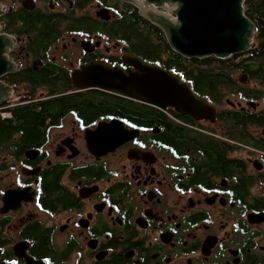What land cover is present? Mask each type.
Returning <instances> with one entry per match:
<instances>
[{
    "label": "flooded vegetation",
    "instance_id": "af4514ba",
    "mask_svg": "<svg viewBox=\"0 0 264 264\" xmlns=\"http://www.w3.org/2000/svg\"><path fill=\"white\" fill-rule=\"evenodd\" d=\"M119 2L0 3L1 32L16 40L7 52L14 70L1 78L16 90L0 108L8 124L0 127V264H264V43L256 28L231 76L209 80L212 119L152 106L166 119L150 126L117 114L125 96L71 88L73 71L87 63L127 66L132 53L107 28ZM64 97L75 103L52 110ZM33 102L49 107L42 126L23 125L12 110ZM114 121L134 136L93 154L88 133Z\"/></svg>",
    "mask_w": 264,
    "mask_h": 264
},
{
    "label": "water",
    "instance_id": "95a60500",
    "mask_svg": "<svg viewBox=\"0 0 264 264\" xmlns=\"http://www.w3.org/2000/svg\"><path fill=\"white\" fill-rule=\"evenodd\" d=\"M138 9V14L161 29L170 48L185 59L215 57L226 59L249 51L255 26L244 13L246 0H119ZM0 5V16L4 14ZM16 40L0 28V108L9 99L12 88L1 78L13 71L7 57ZM126 67L104 61L90 62L72 73L71 88L78 91L100 89L135 101L171 108L196 120L212 119L214 108L195 94L189 83L156 63L126 54ZM122 123L100 124L88 133V147L95 155L113 150L134 136Z\"/></svg>",
    "mask_w": 264,
    "mask_h": 264
},
{
    "label": "trees",
    "instance_id": "16d2710c",
    "mask_svg": "<svg viewBox=\"0 0 264 264\" xmlns=\"http://www.w3.org/2000/svg\"><path fill=\"white\" fill-rule=\"evenodd\" d=\"M6 0H0V3ZM244 13L256 28L255 39L264 43V0H246L244 2ZM118 18L112 22L115 38L125 47V51L141 58L149 63H157L162 68L179 75L185 82H189L192 90L198 96L207 98L210 83L209 80L215 78L229 77L228 72L235 71L240 56H231L226 59L209 57L205 59H185L175 53L169 46L165 35L161 29L152 25L138 14V9L132 5L119 2L116 7ZM7 32V31H6ZM14 33L12 30L10 34ZM42 39V38H41ZM42 42V41H39ZM211 63H222V65L212 67ZM229 64V65H224ZM213 72V73H212ZM37 87H33L35 90ZM64 92V91H63ZM93 91H88L91 93ZM117 114L123 115L131 112L135 120L147 118V125L165 124L166 115L158 109L130 101L127 98L117 97ZM52 110L68 109L73 103L72 98H57L53 101ZM49 107L47 104L33 102L13 108L15 117L22 121L23 125L42 126L48 118ZM23 117V118H21ZM8 125L1 121L0 127Z\"/></svg>",
    "mask_w": 264,
    "mask_h": 264
},
{
    "label": "rangeland",
    "instance_id": "374dc122",
    "mask_svg": "<svg viewBox=\"0 0 264 264\" xmlns=\"http://www.w3.org/2000/svg\"><path fill=\"white\" fill-rule=\"evenodd\" d=\"M235 76H236V74H235ZM37 97H38V93H37ZM0 110H2V112H5V109H0Z\"/></svg>",
    "mask_w": 264,
    "mask_h": 264
},
{
    "label": "bare ground",
    "instance_id": "6f19581e",
    "mask_svg": "<svg viewBox=\"0 0 264 264\" xmlns=\"http://www.w3.org/2000/svg\"><path fill=\"white\" fill-rule=\"evenodd\" d=\"M147 62V61H146ZM157 64V63H156ZM159 65V64H158Z\"/></svg>",
    "mask_w": 264,
    "mask_h": 264
}]
</instances>
